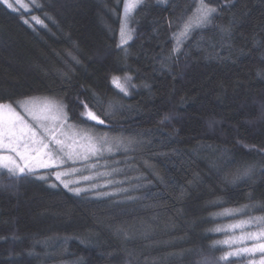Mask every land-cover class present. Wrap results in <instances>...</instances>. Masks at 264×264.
Listing matches in <instances>:
<instances>
[{
	"label": "trees",
	"instance_id": "trees-1",
	"mask_svg": "<svg viewBox=\"0 0 264 264\" xmlns=\"http://www.w3.org/2000/svg\"><path fill=\"white\" fill-rule=\"evenodd\" d=\"M36 1L0 0V103L57 96L77 123L133 139L118 157L137 186L119 200L1 174L0 264H198L218 209L264 213V0H206L213 24L175 55L173 33L199 0H143L123 47L124 0ZM31 13L47 27L25 23ZM125 73L127 95L111 83ZM96 97L93 110L112 113L104 125L76 115L77 98Z\"/></svg>",
	"mask_w": 264,
	"mask_h": 264
},
{
	"label": "snow or ice",
	"instance_id": "snow-or-ice-1",
	"mask_svg": "<svg viewBox=\"0 0 264 264\" xmlns=\"http://www.w3.org/2000/svg\"><path fill=\"white\" fill-rule=\"evenodd\" d=\"M17 4L21 3V0H16ZM3 3L8 8H13V4L10 0H3ZM35 7L40 8L42 5L36 3V0H32ZM143 0H124L123 8V22L120 27V44L118 47H123L128 44L132 39V31L127 27V23L130 14L138 5H141ZM19 9H17L18 11ZM217 13V8L207 3L206 0H199V5L195 9L194 16L188 17L183 20L180 25L178 33H173L176 38L177 46L172 49L173 55L179 53L182 48V38L187 39L193 31L202 30L213 24L214 14ZM31 19L37 24H44V21L39 17L32 16ZM29 23L28 20L24 21ZM171 21L169 24L171 25ZM222 37L227 38L230 36V27L220 28ZM230 47V45H226ZM126 51V49H125ZM75 59V57H73ZM167 59V58H166ZM79 62V61H77ZM132 77L125 73L124 77L113 76L111 83L119 89V91L125 95L128 94L129 88L136 87L131 83ZM16 105L22 109L25 115H27L35 124H29L24 116L17 112L13 108L11 103H0V150H7V153L0 151V169L6 170V174L10 176L12 180L23 178L24 176H35L38 169H60L62 166L72 163H86L92 158H100L105 152L111 153L119 148L123 147L127 150L128 145L134 143V140L121 137H109L107 133H104L100 137H94L87 132L77 133L73 130L69 135L64 129L72 128V125L68 124L69 116L66 112V105L49 97H29L24 100L15 101ZM78 105L83 111L76 113L77 118L85 121H94L99 125L105 124V119L101 118V115L105 117L111 116L110 111H103L101 115H98L93 108L99 103V97H96L93 101V106L89 107V104L84 100L77 98ZM109 109L112 105L109 104ZM165 119H170L165 117ZM164 121H161L163 123ZM110 126V125H109ZM115 145V148L113 147ZM247 147V146H245ZM260 154L264 156V150H258ZM91 169H95L96 165L91 164ZM81 169L79 168H66L65 170H55L52 172L55 180L59 182L64 188L70 192L80 195L90 191H95L100 185H92L89 188L83 187H70V185L79 184V180L65 179V177L74 176ZM253 171L250 166L242 173H238L239 176L249 177ZM97 175H110V173H97ZM158 175V174H157ZM40 180H49L47 175H40L36 177ZM198 179V174L196 177ZM83 180H91L92 177H81ZM111 183V181H108ZM57 187L56 183L51 185ZM139 187V186H138ZM126 191V190H124ZM99 195H111V193H99ZM183 195V192L181 193ZM249 207V206H245ZM255 207V206H253ZM240 211V210H234ZM253 224L260 230L258 232L242 233L240 236H233L230 239L216 241L212 247L227 246L232 248L233 245L241 244L246 241H253L254 243L250 247L237 248L232 251H228L221 255L218 259L221 262H226L231 258H240L241 256H255L259 254V260H251L250 264H264V216L251 217L248 221H240L237 224L227 226L229 229L240 228L243 229L245 225ZM122 229H117V232ZM212 231L222 232L223 228H215ZM125 239L128 238L127 232L124 233ZM200 264H209V260L204 258Z\"/></svg>",
	"mask_w": 264,
	"mask_h": 264
},
{
	"label": "rangeland",
	"instance_id": "rangeland-1",
	"mask_svg": "<svg viewBox=\"0 0 264 264\" xmlns=\"http://www.w3.org/2000/svg\"><path fill=\"white\" fill-rule=\"evenodd\" d=\"M10 3L13 4V7L15 9H19V10H30L32 9L33 3L32 0H21L20 4H17L16 0H10ZM37 3V1H36ZM199 5V1L197 2L196 6L194 7L193 11L191 12V14L188 16H194L195 13V9L196 7ZM214 7H216L215 5H212ZM123 8H124V2H123V6H122V16H121V24L123 22ZM217 8V7H216ZM18 10V11H19ZM135 10L132 11V13L130 14L128 23H127V27L131 30H133V25L131 21L132 15L134 13ZM32 16H36L39 17L41 20H43V17L38 15V14H33L31 13L30 16H28V21L31 22L33 21L31 19ZM186 17V19L188 18ZM35 22V21H34ZM121 27V25H120ZM120 32V29H119ZM178 33V32H177ZM132 37L134 32L132 31ZM183 41V38H182ZM29 97H49V98H53L61 103L64 104L63 100L58 98L57 96H51V95H34V96H28V97H23L20 100H24L26 98ZM2 103H11L13 108H15V110L17 112H20V114L22 116H24L25 120L29 123L32 124L33 127H35V124L33 123V121L24 114V112L22 111L21 108H19L15 102H4L2 101ZM65 105V104H64ZM66 110V109H65ZM94 111V110H93ZM66 112L68 113L69 116V120H68V124L72 125V128H65L64 131L67 132L69 135L72 134L73 130H75L77 133H83V132H87L88 134L94 136V137H100L102 136L104 133H107L109 137H121V138H125V142L127 143V138L125 135H119L117 133H113L112 131H108L106 129L102 130H97L95 129L93 126H89L86 127L81 123H77L76 121L72 120L68 110H66ZM129 146V145H128ZM113 147L115 148V145H113ZM128 149V148H127ZM125 149L123 147L119 148L118 150H115L111 153L105 152L100 158H92L90 159L88 162L86 163H76V164H72V163H68L64 166H62L60 169H38L36 172V177L40 176V175H47L50 177L49 180L45 181L48 185H52L53 183H56L57 186H59V182L55 180L54 176H52V172L55 170H65L66 168H79L81 169L80 172H78L77 174H75L74 176H69V177H65V179H72V180H79V184H74V185H70V187H83V188H89L92 185H100V187L96 188L95 191H90V192H86L84 194H88L91 197L95 196V197H103V196H109V197H115L119 200H124L127 198L132 197V190L136 188V181H137V176H129L127 170L128 168L131 167H126V165H124L123 161L118 157L119 153H122V151H124ZM3 151L5 153H7V150H0ZM91 164H95L96 168L95 169H91L90 165ZM6 170L0 169V175L1 174H5ZM97 173H110V175H97ZM84 176H90L92 177L91 180H83L81 179V177ZM108 181H111V183H108ZM126 190V191H124ZM99 193H111V195H99ZM245 206H249V207H245ZM250 205H245L242 204L241 207H235L232 209H228L226 208L225 211L222 212L223 217L220 218V222L217 223L215 226L216 227H211V229L209 230V232L211 234L213 233H217V235H215V239H211V244H210V248H211V253L212 254H203L199 260H198V264H200V262L204 259L207 258L209 260V264H250V261L255 259V260H259V254H256L255 256H241L240 258H231L226 262H221L219 261V257L221 255H223L224 253L228 252V251H232L235 250L237 248H242V247H250L252 246V244L254 243L253 241H246L244 243L241 244H236L233 245L232 248H229L227 246H219L217 245L216 247H212V245L214 244V242L216 241H222V240H227L232 238L233 236H240L242 233H249V232H258L260 229L253 225V224H247L245 225V227L243 229L240 228H236V229H229L227 226L229 225H233V224H237L240 221H248L251 217H256V216H264V213L261 211H257L255 209L250 208ZM234 210H240V211H234ZM223 228L225 229V231L222 232H214L212 231L215 228ZM214 235V234H213Z\"/></svg>",
	"mask_w": 264,
	"mask_h": 264
},
{
	"label": "crops",
	"instance_id": "crops-1",
	"mask_svg": "<svg viewBox=\"0 0 264 264\" xmlns=\"http://www.w3.org/2000/svg\"><path fill=\"white\" fill-rule=\"evenodd\" d=\"M241 206H242V205H241ZM241 206L222 207L221 209H218V210H217L215 213H213L212 216H211V220L213 221V224H212L211 227H216L215 225H216L217 223L220 222L219 219L223 217L222 212L225 211L226 208H228V209H232V208H235V207H241ZM213 234H214V235H213V237H212V241H213V239H215V235H217V233H213Z\"/></svg>",
	"mask_w": 264,
	"mask_h": 264
}]
</instances>
